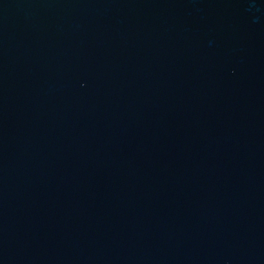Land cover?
Segmentation results:
<instances>
[{
	"label": "water",
	"instance_id": "water-1",
	"mask_svg": "<svg viewBox=\"0 0 264 264\" xmlns=\"http://www.w3.org/2000/svg\"><path fill=\"white\" fill-rule=\"evenodd\" d=\"M0 264H264V0H0Z\"/></svg>",
	"mask_w": 264,
	"mask_h": 264
}]
</instances>
